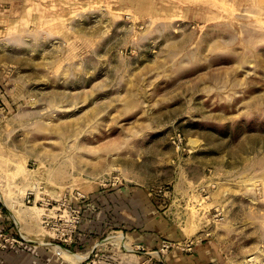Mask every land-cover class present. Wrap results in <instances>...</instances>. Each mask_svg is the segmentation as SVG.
<instances>
[{"label": "rangeland", "instance_id": "374dc122", "mask_svg": "<svg viewBox=\"0 0 264 264\" xmlns=\"http://www.w3.org/2000/svg\"><path fill=\"white\" fill-rule=\"evenodd\" d=\"M105 191L119 213L79 252ZM129 198L167 219L159 245L127 239ZM0 204V249L41 264L204 240L264 264V0H0Z\"/></svg>", "mask_w": 264, "mask_h": 264}, {"label": "crops", "instance_id": "0c3cea01", "mask_svg": "<svg viewBox=\"0 0 264 264\" xmlns=\"http://www.w3.org/2000/svg\"><path fill=\"white\" fill-rule=\"evenodd\" d=\"M112 195L113 196H111V193L105 191V193L96 194L95 198H89L84 201L83 205L85 207L84 209L86 213L82 217L76 230L74 241L71 243L72 246H74V248L79 252H84L87 254V251L94 249L98 235H96V230L93 231L92 225H95L93 223L96 222L105 224L108 220L106 211L109 213V208H111V205H113V212H116L121 208L120 206V208H117L116 201L110 204L108 197L111 196L114 199L116 196L113 193ZM129 204V209H133L134 212L135 209H139L141 212L139 215L140 219L134 217L131 218L129 215L126 216L127 218L122 216L118 217L119 219L121 218L124 221L128 220L130 222L128 225L129 228L126 231V236L129 242L143 243L147 247L159 245L161 240L168 236L167 230H169V226L167 219L164 218L162 213L152 214L153 209L151 206L150 209L147 208L144 210L141 206L136 204L134 198H129ZM3 206L0 204L1 208ZM117 213H119V211H117ZM115 218H117V216ZM171 226L174 227L173 224ZM122 227H125V225H122ZM121 236L123 240V235ZM182 237L184 236H181V238ZM193 248L194 251L189 253H184L180 250H170L166 255H164V258H157L158 260L157 262L155 261V264H205L207 262L212 264V262L208 260L211 257L207 258V252H209L210 249H213L210 244L206 243L204 240L202 243L194 245ZM21 249L22 248H20L18 245L9 249H0V264H41L38 260L39 257L34 254L35 252L28 255L21 252ZM32 249L36 250V248ZM111 250L112 252L109 253L108 256L110 259L104 261V264H139L138 257L142 256V252L139 254L137 251L124 252L120 254L113 252V248H111ZM39 252L40 248H37V253ZM145 255L146 253L143 254V256ZM148 263L150 264V261H148ZM53 264H62V262L54 260Z\"/></svg>", "mask_w": 264, "mask_h": 264}, {"label": "built area", "instance_id": "2783aa9c", "mask_svg": "<svg viewBox=\"0 0 264 264\" xmlns=\"http://www.w3.org/2000/svg\"><path fill=\"white\" fill-rule=\"evenodd\" d=\"M1 208V207H0ZM71 232H63V234H67V236H64L63 237V240H65V239H67L68 237H70L71 236V234H72V229L70 230ZM0 235H2L3 236V232H0ZM16 235V237H19L18 236V234H15ZM119 235H122V234H119ZM118 235V236H119ZM130 244H133V243H130ZM136 246V248L137 249H141V252H145L147 255L143 258V260L141 261V264H149L148 263V261H150V264H155V262L152 260V254H153V252H151V251H145L144 249V246H143V244H135ZM58 246H60V244H58ZM133 246H134V244H133ZM133 246H129L128 244H127V248H131V249H133ZM168 247V244L167 243H162L160 246H159V249H157V250H155L158 254H162L163 253V251L166 249ZM159 256V255H158Z\"/></svg>", "mask_w": 264, "mask_h": 264}, {"label": "bare ground", "instance_id": "6f19581e", "mask_svg": "<svg viewBox=\"0 0 264 264\" xmlns=\"http://www.w3.org/2000/svg\"><path fill=\"white\" fill-rule=\"evenodd\" d=\"M118 237H119V239H120V241H121V240H122V236L119 235ZM64 254H65V253H64ZM70 254H71V253H70ZM72 256H73L74 258H76V259H79V258L83 257L82 254H79V253H77V252H73Z\"/></svg>", "mask_w": 264, "mask_h": 264}]
</instances>
